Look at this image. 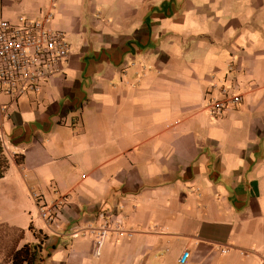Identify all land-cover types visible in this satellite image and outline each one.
Returning <instances> with one entry per match:
<instances>
[{
  "label": "crops",
  "instance_id": "1",
  "mask_svg": "<svg viewBox=\"0 0 264 264\" xmlns=\"http://www.w3.org/2000/svg\"><path fill=\"white\" fill-rule=\"evenodd\" d=\"M28 4L0 0L8 20L51 12L71 51L0 122V229L17 248L40 242L41 264H264V0ZM222 91L241 102L212 118ZM27 197L39 217L56 206L29 240ZM104 220L123 233L94 258Z\"/></svg>",
  "mask_w": 264,
  "mask_h": 264
},
{
  "label": "built area",
  "instance_id": "2",
  "mask_svg": "<svg viewBox=\"0 0 264 264\" xmlns=\"http://www.w3.org/2000/svg\"><path fill=\"white\" fill-rule=\"evenodd\" d=\"M52 18V13L46 12L36 19L17 16L8 20L0 7V122L8 117V109L17 99L38 94L45 81L63 72L71 47L63 32L50 27ZM222 96V100L209 103L212 118L241 102L240 95L229 96L222 91ZM1 98H5L6 102H2ZM55 209L56 206L40 207V217L44 222L52 221ZM93 233L92 256L97 258L103 241L109 235L123 231L119 222L104 220ZM127 236L130 237L131 233ZM187 256L183 253L179 264H185Z\"/></svg>",
  "mask_w": 264,
  "mask_h": 264
},
{
  "label": "rangeland",
  "instance_id": "3",
  "mask_svg": "<svg viewBox=\"0 0 264 264\" xmlns=\"http://www.w3.org/2000/svg\"><path fill=\"white\" fill-rule=\"evenodd\" d=\"M27 4L29 2V0H26ZM29 5V4H28ZM24 9V10H23ZM19 10L22 12H20L21 14L27 16V17H36V15L34 16L33 12H31V10L22 7L19 8ZM34 11V10H32ZM24 12V13H23ZM39 206H42V202H36ZM19 205L21 207H19V209H21L22 213L19 214V218H23V221H21V219L19 220L20 223L23 225L24 228V234H25V239H28V233H27V227L29 225V222L31 221L30 219H32V226L35 228L36 231L35 232H39V227L44 229V220L40 219V217L38 216V210L37 207L35 205V202H33L29 197H27V199H25L24 202H19ZM34 234H32L33 236ZM17 236H19V234H17ZM15 233H10L9 230L7 229H0V261H5V257L6 255H8L10 252H12L19 243V237H17ZM48 261H50V258L48 259Z\"/></svg>",
  "mask_w": 264,
  "mask_h": 264
},
{
  "label": "trees",
  "instance_id": "4",
  "mask_svg": "<svg viewBox=\"0 0 264 264\" xmlns=\"http://www.w3.org/2000/svg\"><path fill=\"white\" fill-rule=\"evenodd\" d=\"M0 147V154H1ZM5 166V160L0 157V178L2 177ZM40 242L38 244H24L15 248L5 257V261L0 264H41Z\"/></svg>",
  "mask_w": 264,
  "mask_h": 264
}]
</instances>
